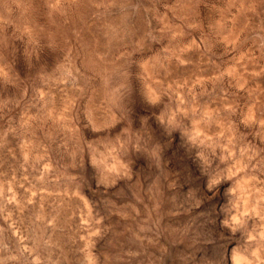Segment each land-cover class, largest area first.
I'll return each instance as SVG.
<instances>
[{"label": "rangeland", "instance_id": "1", "mask_svg": "<svg viewBox=\"0 0 264 264\" xmlns=\"http://www.w3.org/2000/svg\"><path fill=\"white\" fill-rule=\"evenodd\" d=\"M0 264H264V0H0Z\"/></svg>", "mask_w": 264, "mask_h": 264}]
</instances>
